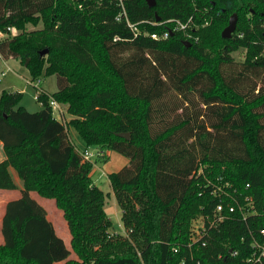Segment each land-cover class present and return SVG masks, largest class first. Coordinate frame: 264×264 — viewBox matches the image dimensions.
Returning a JSON list of instances; mask_svg holds the SVG:
<instances>
[{"label": "trees", "instance_id": "trees-1", "mask_svg": "<svg viewBox=\"0 0 264 264\" xmlns=\"http://www.w3.org/2000/svg\"><path fill=\"white\" fill-rule=\"evenodd\" d=\"M118 2L0 0V28L22 30L0 41L3 55L33 79L45 71L58 82L57 91H40L36 112L18 106L19 91L0 95V190L17 188L11 168L23 184L5 204L0 264H249L254 238L264 241V0H123L136 36L117 20ZM234 13L237 32L224 38ZM189 18L197 41L167 22ZM164 30L165 39L144 34ZM239 48L243 61L232 56ZM51 98L67 105V123ZM69 126L88 146L129 157L109 174L125 234L110 232L106 194ZM218 177L241 202L252 196L256 212L244 219L235 211L206 245H191L193 219L217 202L206 179ZM31 192L55 200L70 247Z\"/></svg>", "mask_w": 264, "mask_h": 264}, {"label": "rangeland", "instance_id": "rangeland-1", "mask_svg": "<svg viewBox=\"0 0 264 264\" xmlns=\"http://www.w3.org/2000/svg\"><path fill=\"white\" fill-rule=\"evenodd\" d=\"M237 14V13H236ZM238 22V15H237ZM209 23V22H207ZM206 24V23H204ZM42 27V22L38 25L27 24V29L31 30L34 28ZM193 27L195 24L193 23ZM21 32L22 30L19 29ZM183 31V30H182ZM19 32V33H20ZM237 30L233 32L236 33ZM184 33V32H183ZM188 36V35H187ZM194 41H197L198 36L192 34L188 36ZM189 40V39H188ZM190 41V40H189ZM206 46L212 52L215 46V39L210 38ZM247 50L244 48H239L232 53L235 61H243L245 59ZM8 65L11 69L6 73L5 76H1L0 74V95L3 90L7 91H19L23 94L21 101L18 106H23L30 112H36L42 108V104L36 98L38 90L47 91L48 93H53L58 90V82L57 76L55 74H47L43 71L41 75L40 82L38 86L32 83V77L29 70L21 64L18 58H10L8 59ZM5 68V66H3ZM34 82H37L39 79H33ZM62 110L60 113L58 111H53L54 115L59 118L64 123L68 122V117H72L67 110L65 111L66 104H62ZM67 107V106H66ZM54 110V109H53ZM70 134L72 135V139L74 140V144L79 150L84 149L86 146L82 138L75 132L73 127H69ZM69 131V130H68ZM76 142V143H75ZM89 150L92 152L91 161L93 162V167L91 170V176L96 185H98L106 194L105 198V211L108 217L111 219L113 225L110 228L111 233H123L125 234V229L122 223V209L120 208L110 179L109 174L112 172H116L123 168L125 165L129 163V157L114 150V149H106L104 152H101L97 146H89ZM5 157V152L2 146H0V161ZM16 182L19 185V188L14 191H4L0 190V244L3 241V236L1 234V210L6 198L4 196H13L14 192H20V189L23 187L22 181L16 176ZM11 194V195H10ZM32 195L46 208L47 216L53 222L55 229L59 235H61L67 245L70 247L71 233L69 232L66 220L64 219L62 210L56 207L55 200L53 198H47L39 195L37 192H32ZM2 237V240H1ZM72 257H77L75 253L71 254ZM57 264H63V262H59Z\"/></svg>", "mask_w": 264, "mask_h": 264}, {"label": "built area", "instance_id": "built-area-1", "mask_svg": "<svg viewBox=\"0 0 264 264\" xmlns=\"http://www.w3.org/2000/svg\"><path fill=\"white\" fill-rule=\"evenodd\" d=\"M118 3L122 7V9L116 17L117 20L126 21L128 26L134 30L135 36L141 33L142 31L140 30V28L135 23H132L129 20L125 7L123 5V0H119ZM167 22H173L175 29L183 30L188 36L192 35V33L189 32V29L194 28V21L192 18H189L187 21H182L180 19H170ZM153 23L161 24L163 22L155 21ZM19 32V29L12 25L7 26L6 28H0V41L15 36L19 34ZM169 32V30H164L163 32L144 31V34L150 35L152 38L155 39H165L168 37ZM116 39L117 38H115V40ZM8 59L10 58H6L0 50L1 76H5L6 73L11 69V67L8 65ZM3 66H5V68ZM39 82L40 79L37 80V82H34V80L32 79V83L37 86ZM40 91L42 90H38L37 96ZM40 104H42V102H40ZM50 105L52 106L54 111L56 110L60 113V111L62 110L61 103H59L53 98L50 99ZM80 152L84 159L91 160L92 152L89 150V148H84L80 150ZM201 173H203L202 167L199 168V170L197 171V175ZM206 181V185H211L213 187L212 193L217 202L212 210V213L206 215L201 214L195 219H193L190 236L191 245H206L207 237L210 235L211 230L224 224L225 221L230 217V215H232L235 211L238 210V212L242 215L244 219H247L249 215H253L256 212L252 196L244 195L243 199L245 203L241 202L237 194V189L233 188L232 184L229 181H222L221 177H218L216 181L210 178L206 179ZM261 232L264 234V228L261 229ZM252 247L254 250L251 255L247 257L246 262L249 264H264V241L261 242L258 239L254 238ZM173 249L177 251V248L173 247ZM232 254H237V251H233Z\"/></svg>", "mask_w": 264, "mask_h": 264}, {"label": "water", "instance_id": "water-1", "mask_svg": "<svg viewBox=\"0 0 264 264\" xmlns=\"http://www.w3.org/2000/svg\"><path fill=\"white\" fill-rule=\"evenodd\" d=\"M147 1H148V4L150 6H154L156 4V0H147ZM156 20L159 21L160 20V17L159 16H156ZM236 25H237V14L234 13V14L231 15V17L229 19V24L222 31V37H224V38H231L233 32L236 29ZM186 43L189 45L190 44V41H187L186 40ZM46 52H47V50L44 49L41 52V54H45ZM119 135H121L123 137H126V138H129V136H130V134L128 132H121V133H119Z\"/></svg>", "mask_w": 264, "mask_h": 264}, {"label": "crops", "instance_id": "crops-1", "mask_svg": "<svg viewBox=\"0 0 264 264\" xmlns=\"http://www.w3.org/2000/svg\"><path fill=\"white\" fill-rule=\"evenodd\" d=\"M67 106V105H66ZM65 106V111L67 110V107ZM70 118H72V117H68V119H70ZM69 127H71V126H69ZM68 127V128H69ZM73 129H74V127H73ZM69 130V134H70V129H68ZM75 130V129H74ZM75 132L76 133H78L76 130H75ZM78 135H79V133H78ZM80 136V135H79ZM70 137H71V140L74 142V140L72 139V135L70 134ZM81 137V136H80ZM83 140V139H82ZM83 142H84V144L85 145H87L86 143H85V141L83 140ZM76 143V142H75ZM0 146H2V144L0 145ZM85 148H89V146L87 147H85ZM5 158V157H4ZM11 174H12V177H13V179H14V181H15V183H16V185H17V188L16 189H18L19 188V185H18V183L16 182V176L19 178V176L17 175V173H16V171L13 169V168H11ZM92 177V176H91ZM20 179V178H19ZM93 179V178H92ZM21 180V179H20ZM22 181V180H21ZM16 189H11V190H9V189H1V190H4V191H14V190H16ZM21 190V189H20ZM32 193V192H31ZM11 195V194H10ZM20 196V192L18 193V191L17 192H14V194H13V196H4L5 198H6V201L4 202V204H3V206H2V210H1V215L3 216V213H4V208H5V204H6V202L8 201V200H10V199H13V198H17V197H19ZM57 207V206H56ZM49 218V217H48ZM1 240H2V237H1ZM3 242V241H2ZM1 242V243H2Z\"/></svg>", "mask_w": 264, "mask_h": 264}]
</instances>
